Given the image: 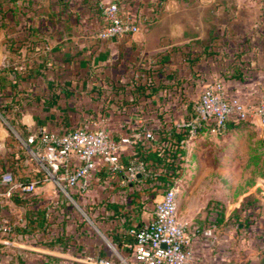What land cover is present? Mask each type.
Wrapping results in <instances>:
<instances>
[{
    "label": "crops",
    "instance_id": "crops-1",
    "mask_svg": "<svg viewBox=\"0 0 264 264\" xmlns=\"http://www.w3.org/2000/svg\"><path fill=\"white\" fill-rule=\"evenodd\" d=\"M74 1L49 0L45 11L29 6L16 16L17 30L5 33L16 40L12 50L7 41L0 43V110L17 134L15 140L0 125V169L7 153L23 155L16 178L38 176L19 149L23 133L102 127L116 139H130L120 151L125 161L138 145L149 143L147 132H156L165 122L178 126L192 117L208 83L219 80L229 96L248 105L264 93V69L255 71L254 63L245 58L264 57V0H204L211 4L212 26L206 32L194 27L188 35L178 20H167L170 13L176 14L178 0H103L117 2L139 26L130 35L112 39L99 36L103 23L98 1ZM20 15L28 18L22 21ZM217 23L221 26L213 28ZM229 57L245 61L247 68L237 67L242 77L232 76L237 69L229 66ZM211 122L181 144L182 169L173 183L179 220L188 231L198 228V233L219 226L220 240L214 248L209 240H198L200 235L193 238L190 246L198 264H264L262 225L260 232H248L249 245L246 232L222 228L238 218L230 211L242 206L244 193L216 183L215 176L243 162L245 143L253 138L249 132L262 127L256 120L241 121L217 132ZM76 164L73 158L70 166ZM141 177L129 182L125 170L100 167L84 193L47 181L30 195H15L0 211V218L13 226L10 244L0 235V264H45L51 258L58 264L133 260L130 231L152 219L162 196L143 190ZM260 178L257 184L264 185ZM72 204L82 206V211ZM222 206L224 213L217 209ZM83 215H88L87 221Z\"/></svg>",
    "mask_w": 264,
    "mask_h": 264
},
{
    "label": "built area",
    "instance_id": "built-area-1",
    "mask_svg": "<svg viewBox=\"0 0 264 264\" xmlns=\"http://www.w3.org/2000/svg\"><path fill=\"white\" fill-rule=\"evenodd\" d=\"M97 1L103 23L100 38H121L139 30L134 18L125 15L117 2ZM157 1L161 4L165 0ZM193 110L194 116L179 125L189 128L188 138L199 132L203 119H210L217 132L225 130L227 121L256 120L264 128V93L256 104L248 105L237 97L229 96L220 81L204 87ZM146 137L151 138V133L147 132ZM20 141L38 176L22 181L9 170L0 172V211L15 195H30L47 181H53L61 189L65 184L81 193L86 192L100 167H107L111 172L123 169L120 151L130 139H116L101 127L75 128L64 132L41 129ZM73 158L77 164L70 166ZM124 170L126 180L131 182L138 172L142 174L143 166L132 160ZM211 232L208 229L205 234L211 235ZM12 233V224L0 218V235L6 237L2 242L10 244ZM130 233L135 238L132 249L134 264H194L190 242L195 234L188 236L185 224L179 220L177 190L173 186L155 203L152 219ZM95 263L113 264L105 259H98Z\"/></svg>",
    "mask_w": 264,
    "mask_h": 264
},
{
    "label": "rangeland",
    "instance_id": "rangeland-1",
    "mask_svg": "<svg viewBox=\"0 0 264 264\" xmlns=\"http://www.w3.org/2000/svg\"><path fill=\"white\" fill-rule=\"evenodd\" d=\"M69 1L67 4H69ZM235 2V0H233ZM29 3V4H28ZM72 3H76L74 0H72ZM0 8L3 9H9L4 14L0 13V43L7 41L9 39H12V36L6 37V31H10L11 29L17 30L19 26V20L16 17L18 13H24L25 11H29L30 7H36L44 9L49 5V0H0ZM178 9L175 10L176 14H169L170 17H168V21L178 20L180 24H182L184 27H186V35L188 33H192V30L194 27H196L197 31H205L210 30V27L212 26V23L210 21L211 15H210V6L211 4L204 0H178L177 1ZM19 8V9H18ZM33 10V9H32ZM31 12V11H30ZM25 14V13H24ZM172 16V17H171ZM22 18V21H26L28 17L25 15H20ZM34 15H30V18H33ZM24 18V19H23ZM153 20H156L154 17ZM221 26L219 23L214 24L213 28H217ZM23 24L20 27V30H23ZM236 46H233L234 49ZM250 62H253L257 70H263L264 69V57H245ZM229 66L231 68H237L240 65H242L243 61L242 57H229ZM250 66V63H248ZM261 67V69H260ZM254 71V73H256ZM232 73V72H231ZM250 73L247 76L251 77ZM230 74V73H229ZM219 81V80H216ZM0 125H2L9 135L16 140V129L12 125L10 119L6 117L0 110ZM250 136L253 138H249V140L245 143V151H244V159L243 162H237L236 167L231 166L230 168L226 169L225 172L221 175H215L216 183H225L229 185H233L237 187L238 193L243 192V202L242 206L239 207L237 210H231L230 216L237 215L238 218H236L234 221H230L227 223V225H224L222 228L230 229L233 231H241L246 232V234H243L244 241L246 244H250V235L248 234L249 231H252L254 233L257 229L258 232L262 228H264V185L257 184V181H261V174L264 173V128H258L254 131L249 132ZM263 139V141H261ZM18 146L19 149L23 151L24 155L26 156V159H28V155L23 149V146L19 143ZM257 161H255L253 158ZM7 158V157H6ZM256 162V165H253ZM8 166L6 167V164L3 165L0 169V172L7 171ZM10 171V170H9ZM212 175V177H215ZM155 202L152 203V206ZM151 204L148 205V207ZM73 208L77 210L78 205H71ZM37 207V205H35ZM80 208V207H78ZM82 208V206H81ZM78 209V211H82V209ZM218 210H220L222 213L226 210V207H217ZM84 211V210H83ZM85 212V211H84ZM217 212V211H216ZM20 213V211L18 212ZM86 213V212H85ZM218 213V212H217ZM88 214V213H87ZM88 216V215H87ZM86 215L82 216L85 218V221L88 220L89 217ZM217 217V216H216ZM87 219V220H86ZM213 221V220H212ZM215 223V221L212 222V224ZM262 225V228L259 226ZM214 225L211 226V228H206L203 230V233H198V228L194 227L191 230L186 229V233L189 236L190 233H194L195 236L192 237L190 244H192L193 238L197 240V236L200 235L198 240L207 239L210 242L208 244L212 246L213 248L218 244V241L220 240V236L217 235L216 232L219 231V226L216 225V228L214 230ZM186 227V225H185ZM208 229L212 230L211 235H206L205 231ZM258 234H255V237H257ZM191 247V246H190ZM192 249V248H191ZM193 251V263L198 264V261L196 259L194 250ZM127 264H134L133 260L130 259Z\"/></svg>",
    "mask_w": 264,
    "mask_h": 264
},
{
    "label": "trees",
    "instance_id": "trees-1",
    "mask_svg": "<svg viewBox=\"0 0 264 264\" xmlns=\"http://www.w3.org/2000/svg\"><path fill=\"white\" fill-rule=\"evenodd\" d=\"M59 2L61 4H67L66 0H59ZM96 6L98 8L99 14L101 15V8L98 6L97 2ZM0 13L4 14L2 8H0ZM15 42L16 40L13 38L7 40V48L12 50ZM246 66L247 65L245 62H242V67L247 68ZM238 71L239 69L234 71L232 76L237 78L242 77L243 75L241 71ZM193 116L194 111L192 117ZM192 117L186 119L185 121L190 120ZM207 121L208 119H203V123H206ZM234 122L241 121H227L225 124V130L229 127L230 123ZM189 134L188 127H180L179 125H174L171 122H165L163 127L158 129L156 132H151V138L146 137V139L149 140L148 144L138 145L137 151L132 158L125 161L121 160V165L123 166L122 170L129 167L131 165V161L134 160L135 163L141 164L143 166L142 177L139 180L144 186L143 190L148 191L153 195L157 193L164 194L170 187L173 186L174 181L181 173L183 162V148L181 147V144L189 137ZM22 135L25 139L29 136L24 133ZM22 156L23 155H21L20 158H15L14 154H6V167L8 166V169L15 177L17 176V169L20 165L19 160L23 159ZM260 177L264 179V173H262ZM133 241L134 245V237ZM45 264H58V262L56 259L51 258L49 259V262H46Z\"/></svg>",
    "mask_w": 264,
    "mask_h": 264
},
{
    "label": "water",
    "instance_id": "water-1",
    "mask_svg": "<svg viewBox=\"0 0 264 264\" xmlns=\"http://www.w3.org/2000/svg\"><path fill=\"white\" fill-rule=\"evenodd\" d=\"M11 75L13 76V73H11ZM141 173L140 172H138L137 174H136V178H139V177H141Z\"/></svg>",
    "mask_w": 264,
    "mask_h": 264
}]
</instances>
